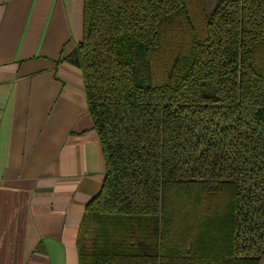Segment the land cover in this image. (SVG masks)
<instances>
[{
  "label": "trees",
  "instance_id": "obj_1",
  "mask_svg": "<svg viewBox=\"0 0 264 264\" xmlns=\"http://www.w3.org/2000/svg\"><path fill=\"white\" fill-rule=\"evenodd\" d=\"M67 60L105 164L78 264H258L264 0H83Z\"/></svg>",
  "mask_w": 264,
  "mask_h": 264
},
{
  "label": "crops",
  "instance_id": "obj_2",
  "mask_svg": "<svg viewBox=\"0 0 264 264\" xmlns=\"http://www.w3.org/2000/svg\"><path fill=\"white\" fill-rule=\"evenodd\" d=\"M83 0H0V264H78L105 164L80 68ZM258 264H264V255Z\"/></svg>",
  "mask_w": 264,
  "mask_h": 264
}]
</instances>
